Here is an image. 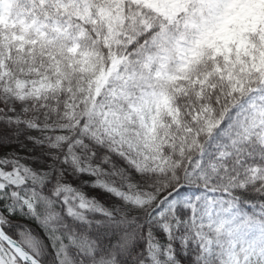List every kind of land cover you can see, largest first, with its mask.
<instances>
[{
  "label": "snow or ice",
  "instance_id": "obj_1",
  "mask_svg": "<svg viewBox=\"0 0 264 264\" xmlns=\"http://www.w3.org/2000/svg\"><path fill=\"white\" fill-rule=\"evenodd\" d=\"M0 264H264V0H0Z\"/></svg>",
  "mask_w": 264,
  "mask_h": 264
}]
</instances>
